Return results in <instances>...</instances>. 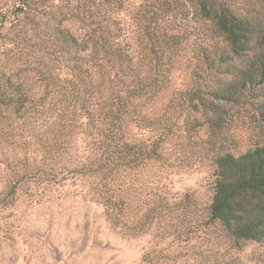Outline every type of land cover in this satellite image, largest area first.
<instances>
[{"label": "trees", "instance_id": "1", "mask_svg": "<svg viewBox=\"0 0 264 264\" xmlns=\"http://www.w3.org/2000/svg\"><path fill=\"white\" fill-rule=\"evenodd\" d=\"M80 1L0 7V46L20 61L0 78V150L15 152L0 202L76 177L117 226L169 139L205 132L215 147L208 221L236 244L264 245V0H140L135 43L108 19L124 0ZM177 68L196 90L155 111ZM230 104L256 125L239 145L219 136Z\"/></svg>", "mask_w": 264, "mask_h": 264}, {"label": "rangeland", "instance_id": "2", "mask_svg": "<svg viewBox=\"0 0 264 264\" xmlns=\"http://www.w3.org/2000/svg\"><path fill=\"white\" fill-rule=\"evenodd\" d=\"M46 1L63 5L78 0ZM9 3L0 0V7ZM138 3L124 0L121 7L108 10L116 33L133 43L139 36L133 19ZM185 6L189 5H182L184 17L193 24ZM261 16L264 25V10ZM66 26L75 30L78 24ZM2 48L0 78L20 68L18 55H13L16 50L5 55ZM171 78L155 111L179 93L196 90L184 89L191 81L184 68L175 69ZM223 113L226 122L219 136L231 140V145L242 144L255 134L249 112L230 104L223 107ZM4 120L17 125L13 117L4 116ZM210 139L207 133L195 131L171 137L163 151V164L138 174L124 223L117 226L106 220L93 193L76 177L61 185L47 184L44 190L33 187L30 194L24 188L17 190L13 199L0 202V264H264V245L236 244L217 223L208 221L213 181L210 157L215 148ZM14 156L11 146L0 150V173L12 169ZM3 184L0 180V192Z\"/></svg>", "mask_w": 264, "mask_h": 264}]
</instances>
